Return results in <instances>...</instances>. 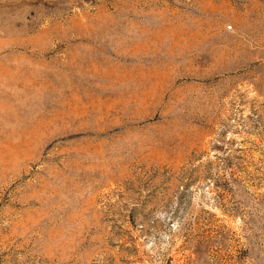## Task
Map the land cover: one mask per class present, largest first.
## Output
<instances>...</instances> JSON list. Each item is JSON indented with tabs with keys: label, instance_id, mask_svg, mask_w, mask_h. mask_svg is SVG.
Here are the masks:
<instances>
[{
	"label": "rangeland",
	"instance_id": "1",
	"mask_svg": "<svg viewBox=\"0 0 264 264\" xmlns=\"http://www.w3.org/2000/svg\"><path fill=\"white\" fill-rule=\"evenodd\" d=\"M0 264H264V0H0Z\"/></svg>",
	"mask_w": 264,
	"mask_h": 264
}]
</instances>
